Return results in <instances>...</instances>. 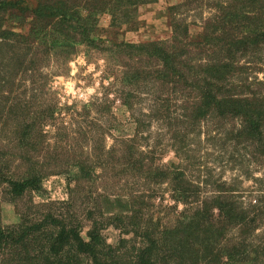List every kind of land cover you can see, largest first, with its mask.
<instances>
[{"label": "rangeland", "instance_id": "rangeland-1", "mask_svg": "<svg viewBox=\"0 0 264 264\" xmlns=\"http://www.w3.org/2000/svg\"><path fill=\"white\" fill-rule=\"evenodd\" d=\"M83 1H69L70 5L81 4L75 18L80 17L89 27L97 45L110 50L123 44L170 43L174 23L187 28L188 42L198 41L205 23L218 13L213 5L224 0H198L189 6L187 0H137L128 7L127 0H106L100 8L88 7ZM37 2L22 0L24 11L0 16V44L5 37L7 44L0 47L3 172L16 179L32 169L43 175L39 193L28 191L12 198L6 186H0L3 227L17 230L52 216L77 228L86 239L95 221L101 240L115 254L114 261L123 264L133 257L135 247L143 245L144 229L171 227L185 209L173 198L167 183L148 182L121 165L122 141L132 139L134 156L142 157L148 169L184 172L199 196L190 207L228 192L244 208L254 206L264 218V128L260 142L240 136L238 119L207 117L192 126L183 116L185 96L174 94L172 86L147 74L158 68L156 63L143 61L136 65L138 75L129 72L127 56L80 44L77 35L64 31L56 21L49 23L46 36L37 41L41 46H20L16 35L30 37L34 27L31 10ZM191 50L194 60L207 59V50ZM236 65L233 83L248 97L257 93L263 99L264 46ZM12 103L29 109L26 125L46 117L42 111L53 110L52 118L29 134L31 146L19 145L15 139L18 133H26L10 121L7 112ZM119 214L123 221H117ZM218 215L216 209L208 213L212 218ZM258 229L247 238L251 248L262 242L264 220ZM54 230L47 222L37 240L30 242L35 247L29 248L30 253L41 251ZM229 234L235 237L236 231ZM9 252L14 251L0 254V264L9 258ZM103 252L109 251L105 248ZM81 262L91 263L87 258ZM256 264H264V256Z\"/></svg>", "mask_w": 264, "mask_h": 264}, {"label": "trees", "instance_id": "trees-1", "mask_svg": "<svg viewBox=\"0 0 264 264\" xmlns=\"http://www.w3.org/2000/svg\"><path fill=\"white\" fill-rule=\"evenodd\" d=\"M69 1L78 0H38L31 10L34 27L31 28L30 37L16 35L20 38V46L22 43L26 44V48L41 46L37 41L46 36L49 23L56 21L64 31L77 35L80 44L127 56L131 62L129 72L137 74L136 65L143 61L156 63L158 68L149 70L147 74L163 85L172 86L174 94L185 96L184 101L187 103L183 107V116L192 126H198L207 117L238 119L241 137L250 141H263L264 98L261 99L257 93H250L248 97L232 79L237 73L236 63L243 56L258 52L264 46V0H224L213 5L218 13L213 20L205 23L198 41L188 42L187 28H180L174 23V36L170 43L154 41L138 45L123 44L115 45L110 50L97 45L89 27L80 17L75 18L78 12L76 8L81 4L70 5ZM84 1L92 8H100L106 2ZM197 1L187 0L186 4L189 6ZM136 2L127 0L126 6ZM12 10L24 11L22 0H0V16ZM177 37L182 39L178 40ZM179 42L181 45H178ZM176 43L178 46L173 45ZM4 44L7 45L6 37L0 47ZM189 47L199 49L202 53L207 50V59L194 60ZM129 78L126 77V80ZM42 112H46V117H38L26 125L25 116H30L29 109L22 108L20 103L9 105L7 113L10 121L13 119L16 126L26 133L15 135L19 145L31 146L33 143L28 141L29 134L53 116V110ZM18 116L22 119H17ZM6 120L9 121L8 118ZM133 141H122L121 165H126L130 173L144 177L148 182L159 185L167 183L173 198L185 209L171 227L159 231L144 229L141 234L143 245L135 247L133 257L123 261V264H256L264 256V236L255 248L247 243V238L264 220L262 214L256 213L254 206L244 208L235 197L221 190L222 193L200 201V206L190 207L191 203L198 202L199 196L185 179L184 172L177 168L148 169L142 157L134 156ZM3 167L4 160L0 158V186L5 185L12 198H18L28 191L39 193L42 190L43 175L36 169L30 170L24 178L16 179L7 175L5 170L3 172ZM214 209L219 212L217 218L208 216ZM119 215L116 216L117 221H123ZM47 222L55 227L54 232L41 251L30 253L29 248H35L30 246V242L37 240L36 235ZM235 231V237L229 234ZM133 232L137 235L138 231ZM86 235L85 239L77 228L67 227L52 216L40 223L19 226L17 230L5 228L0 223V254H4L7 249L14 251L9 252V258L3 264H81L85 258L90 260V264H119L114 261L112 248L101 240L95 221ZM105 248L109 252H103Z\"/></svg>", "mask_w": 264, "mask_h": 264}, {"label": "clouds", "instance_id": "clouds-1", "mask_svg": "<svg viewBox=\"0 0 264 264\" xmlns=\"http://www.w3.org/2000/svg\"><path fill=\"white\" fill-rule=\"evenodd\" d=\"M85 231H87V229H85ZM257 232H259V229H257ZM85 242H87V241H85ZM110 242V241H109Z\"/></svg>", "mask_w": 264, "mask_h": 264}]
</instances>
